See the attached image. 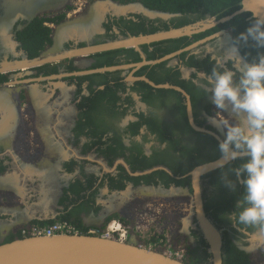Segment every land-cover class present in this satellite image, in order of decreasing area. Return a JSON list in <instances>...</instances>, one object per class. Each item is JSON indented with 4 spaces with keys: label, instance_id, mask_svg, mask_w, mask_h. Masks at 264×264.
Returning <instances> with one entry per match:
<instances>
[{
    "label": "flooded vegetation",
    "instance_id": "flooded-vegetation-1",
    "mask_svg": "<svg viewBox=\"0 0 264 264\" xmlns=\"http://www.w3.org/2000/svg\"><path fill=\"white\" fill-rule=\"evenodd\" d=\"M233 11L142 0H87L78 10L71 0H0V242L22 237L26 224L66 220L86 228L179 202L183 216H149L150 239H166L165 246L185 249L184 260L208 264L190 171L221 156L222 121L243 119L231 105H214L207 82L213 56L234 79L232 57L250 61L236 39L238 14L220 20ZM151 35L162 37L138 40ZM34 59L43 62L28 65ZM187 101L195 124L209 131L191 124ZM239 164L200 175L204 210L221 230L222 264L236 253L264 264V232L226 216L243 191ZM41 187L50 193L49 211L39 204ZM145 188L174 194L136 195ZM122 191L134 197L122 202Z\"/></svg>",
    "mask_w": 264,
    "mask_h": 264
},
{
    "label": "water",
    "instance_id": "water-1",
    "mask_svg": "<svg viewBox=\"0 0 264 264\" xmlns=\"http://www.w3.org/2000/svg\"><path fill=\"white\" fill-rule=\"evenodd\" d=\"M240 3L241 5L238 9L233 11L231 14L220 18V20L225 21L242 12H251L252 15L264 16V0H241ZM175 32L176 31H174V33ZM160 37L162 36L151 35L138 40L155 39ZM41 62H43L42 59H34L31 60L28 65H35ZM0 71H3V69H0ZM174 87L186 94L182 88L178 86ZM186 96L188 97L187 94ZM187 108L191 124L196 129L209 131L195 124L189 101H187ZM220 158L221 156L214 160L196 165L190 171L194 188L191 201L192 211L194 216L197 218L201 231L206 238L208 250L211 253V259L208 264H222L223 240L221 230L207 216L204 210L202 191L199 181L201 174L219 167L217 161ZM11 182H14L13 177H11ZM49 194L50 193L48 191L44 190L42 187L40 188L38 199L39 204L43 207H49ZM119 194L121 201L124 199V196L125 199L123 201L130 197H134V194L129 196V191H122V193ZM173 194V192H161L145 188L141 191H137L136 195H150L170 198ZM51 208L52 205L49 209H47V211ZM175 213H178L181 216L185 213L184 208H181L179 202H174V204L170 202V205L165 207L157 206L155 210L138 211L135 212L134 215H131V217L138 218V216L154 215L162 218L164 216L171 217ZM49 217L54 219L55 214ZM104 223L105 222H98L94 226H101ZM139 241L140 239H138V236L135 233L130 235V238L125 242H120L114 239H105L89 234H63L52 236L28 235L15 237L13 239L0 242V264H192L184 259L168 256L162 248H149L141 246Z\"/></svg>",
    "mask_w": 264,
    "mask_h": 264
},
{
    "label": "clouds",
    "instance_id": "clouds-1",
    "mask_svg": "<svg viewBox=\"0 0 264 264\" xmlns=\"http://www.w3.org/2000/svg\"><path fill=\"white\" fill-rule=\"evenodd\" d=\"M250 17V23L236 39L251 40L256 48H264V16ZM232 52H237L235 46ZM212 59L216 66L207 78L212 87V102L219 109L231 105L237 116L243 114L242 120L234 123L224 120L220 125L226 126V132L218 142L221 158L217 164L223 167L228 161L240 160L235 174L243 186L233 211L226 216L234 226H254L264 232V52H258L250 61L241 62L239 56L232 57L239 71L238 79H234L233 69L220 70L221 56ZM223 179L228 187H234L227 177Z\"/></svg>",
    "mask_w": 264,
    "mask_h": 264
},
{
    "label": "built area",
    "instance_id": "built-area-1",
    "mask_svg": "<svg viewBox=\"0 0 264 264\" xmlns=\"http://www.w3.org/2000/svg\"><path fill=\"white\" fill-rule=\"evenodd\" d=\"M74 2V8L80 9L87 0H71ZM152 220L149 216H138L130 221H123L118 217L108 219L101 226H89L81 228L66 220H54L44 225H25L22 227L23 236H52L63 234H89L106 239H114L125 242L130 235L135 233L140 239L139 244L145 247L162 248L164 252L171 257L183 259L185 249L183 247L171 248L165 246L166 239H150L152 235Z\"/></svg>",
    "mask_w": 264,
    "mask_h": 264
},
{
    "label": "trees",
    "instance_id": "trees-1",
    "mask_svg": "<svg viewBox=\"0 0 264 264\" xmlns=\"http://www.w3.org/2000/svg\"><path fill=\"white\" fill-rule=\"evenodd\" d=\"M148 5L158 6L166 9H181L183 11L196 10L201 7L203 11L211 14H224L231 12L240 7V0H142ZM251 12H243L236 15L233 20L236 22V37L239 32L244 31L245 27L250 23ZM242 47L249 51L250 60L257 56L258 52H264V48H256L254 42L249 40L248 42L239 41ZM9 240V239H8ZM242 258V259H241ZM230 264H247L245 257H240L239 253L235 254V260L229 261ZM193 264V263H192Z\"/></svg>",
    "mask_w": 264,
    "mask_h": 264
},
{
    "label": "bare ground",
    "instance_id": "bare-ground-1",
    "mask_svg": "<svg viewBox=\"0 0 264 264\" xmlns=\"http://www.w3.org/2000/svg\"><path fill=\"white\" fill-rule=\"evenodd\" d=\"M106 239V238H105Z\"/></svg>",
    "mask_w": 264,
    "mask_h": 264
}]
</instances>
